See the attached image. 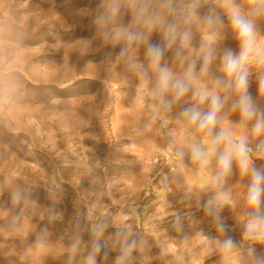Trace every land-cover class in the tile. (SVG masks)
<instances>
[{
  "label": "rangeland",
  "instance_id": "obj_1",
  "mask_svg": "<svg viewBox=\"0 0 264 264\" xmlns=\"http://www.w3.org/2000/svg\"><path fill=\"white\" fill-rule=\"evenodd\" d=\"M238 2L247 10V0ZM103 6L0 0V264H86L91 226L104 218L113 226L105 238L126 224L143 242L130 264H253L251 249L264 257V243L243 235L249 177L234 167L228 178L227 232H220L201 207L215 192L210 174L188 159L179 171L168 151L170 131L183 138L179 106L167 125L150 123L136 106L139 79L116 61L119 47L104 41L96 23ZM257 27L264 36V19ZM220 46L239 50L230 26ZM138 55L144 59L143 49ZM260 70L252 68L250 91L264 107ZM226 237L235 244L227 253L219 248ZM105 251L97 264H115L118 248L109 241Z\"/></svg>",
  "mask_w": 264,
  "mask_h": 264
},
{
  "label": "clouds",
  "instance_id": "obj_2",
  "mask_svg": "<svg viewBox=\"0 0 264 264\" xmlns=\"http://www.w3.org/2000/svg\"><path fill=\"white\" fill-rule=\"evenodd\" d=\"M247 4L245 10L238 0H216L215 4L209 0H104L96 23L104 41L119 47L116 61L129 64L138 77L135 103L149 113V122L167 125V115L179 106L175 123L183 138H175L170 131L168 151L179 171L188 159L202 174H210L215 192L202 202L203 211L220 232H227L221 210L230 202L231 190L225 185L234 167L238 168L241 176L249 177L243 235L264 243V166L255 163L264 160V107L250 91L256 66L261 69L258 92L264 96V36L257 27V20L264 19V0H247ZM205 6L207 11L202 13ZM229 26L238 51L220 46ZM154 35L158 43L152 42ZM141 49L143 60L138 55ZM236 114L239 119L234 121L231 117ZM110 227L107 218L91 226L86 264H97L101 253L106 257L109 241L119 250L115 264H130L134 251L143 246L126 224L115 226L105 238ZM79 243L77 239L72 245L73 257ZM38 246L43 247V242ZM234 247L231 237L219 242L222 252ZM251 254L253 264H264L254 248Z\"/></svg>",
  "mask_w": 264,
  "mask_h": 264
}]
</instances>
